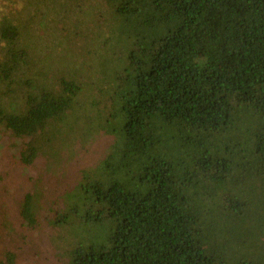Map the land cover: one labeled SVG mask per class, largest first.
<instances>
[{"label":"trees","instance_id":"1","mask_svg":"<svg viewBox=\"0 0 264 264\" xmlns=\"http://www.w3.org/2000/svg\"><path fill=\"white\" fill-rule=\"evenodd\" d=\"M25 3L37 12L38 0ZM107 4L90 29L104 53L92 65L103 86L72 140L95 126L112 137L58 202L47 198L59 204L49 223L63 264H264V0ZM82 23L65 27L56 48L70 53ZM0 54L1 136L35 138L90 91L76 78L55 87L24 21L0 18ZM42 148L31 142L21 161L32 164ZM35 189L20 203L32 228L46 197ZM15 263L13 252L0 254V264Z\"/></svg>","mask_w":264,"mask_h":264},{"label":"rangeland","instance_id":"2","mask_svg":"<svg viewBox=\"0 0 264 264\" xmlns=\"http://www.w3.org/2000/svg\"><path fill=\"white\" fill-rule=\"evenodd\" d=\"M55 1L38 0L33 6L37 12L31 9L30 13L27 11L29 7L26 6L25 0H0V18L9 17L19 22L24 21L25 27H28L29 44L35 53L33 58L36 65L46 68L45 73L50 75L56 88H59L61 79L76 78L86 83L88 90L90 89L84 93V97L81 96L84 103L79 104L75 112H70L62 123H52L35 138L14 139L0 135V254L13 252L16 255L15 264L64 263V257L53 242L57 230L49 223L54 215L52 210L59 208V204L46 206L47 198L58 202L59 196L80 180L83 169L94 165L106 153L112 137L102 128L95 126L92 137L86 135V141L72 140L76 134L75 130L80 131L85 124L83 118L88 113H84V109L89 112V120L94 118L91 114V102H97L90 98L103 86V71L92 65L100 64L104 53L99 47L100 38L92 35L90 29L93 31L97 17L103 16L101 12H105L104 15L110 14L107 0H64L62 5L66 3L70 6L69 13L54 7ZM45 16L52 19L48 20ZM74 19L84 22L79 34H86L78 38L70 37L76 40H70L69 53L65 48H56V37L59 33L66 37L68 32L64 28H68ZM108 29L106 25H100L96 32H105ZM80 54L84 56L81 57ZM0 56L1 65L3 56ZM80 61L82 64L79 68L76 65H79ZM94 72L101 76L94 75ZM10 96L13 98V95ZM31 142L42 144L43 148L35 161L27 165L21 161L20 154L22 148H27ZM42 187L46 194L42 200V222L37 228H32L21 217L20 203L28 191Z\"/></svg>","mask_w":264,"mask_h":264}]
</instances>
